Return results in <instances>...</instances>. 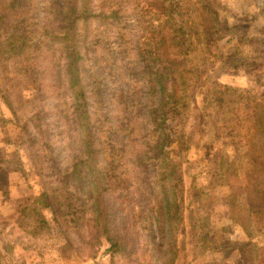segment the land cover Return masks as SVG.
<instances>
[{
	"label": "rangeland",
	"instance_id": "rangeland-1",
	"mask_svg": "<svg viewBox=\"0 0 264 264\" xmlns=\"http://www.w3.org/2000/svg\"><path fill=\"white\" fill-rule=\"evenodd\" d=\"M203 1L217 13L206 41L191 51L193 36L179 33L172 38L178 47H168L184 61L185 84H197L185 89L184 105L163 109L159 127L171 162L161 166L149 144L157 134L150 112L161 117L160 100L148 88L159 72L163 18L150 0H91L89 10L61 0H0L8 146L0 152V264H162L156 213L163 176L181 218L174 264L264 260V218L251 217L248 229L231 226L220 176V157L240 150L238 118L250 97H259V110L264 104V0ZM196 17L187 16L195 37L202 32ZM70 35L74 51L62 44ZM67 52L75 57L70 69ZM77 68L90 74L82 93L69 81L80 76ZM171 78L180 84L176 72ZM9 171L16 189H6ZM249 179L242 172L241 183ZM99 216L106 236L120 240L115 250L96 230Z\"/></svg>",
	"mask_w": 264,
	"mask_h": 264
},
{
	"label": "trees",
	"instance_id": "trees-1",
	"mask_svg": "<svg viewBox=\"0 0 264 264\" xmlns=\"http://www.w3.org/2000/svg\"><path fill=\"white\" fill-rule=\"evenodd\" d=\"M11 1V0H10ZM13 2L18 0H12ZM23 1V0H19ZM26 1V0H25ZM91 0H61L64 8L67 9L74 4L77 7H85L89 10ZM150 0V8L155 10L158 14H161L163 20L160 21L161 33L157 40L159 45L157 60L159 62V72L155 71L152 75L153 84L148 88L151 93H156L158 99L160 100V111L158 114L161 116L156 117L152 112H150L153 119H155L157 134L155 140H150L152 151V159L159 160L161 166H165L166 163L171 162L168 158V153L164 150L165 146V135L161 127V122L164 123L163 111L165 105H184L186 103L184 97L188 93L185 89L190 88V91L194 90L197 84V80L191 85H186L185 80L182 79L181 75L185 73L184 61L176 56L174 51L170 54L168 52V47H178V44H174L172 38L177 39L179 33L180 38H185L186 35L193 36V43L189 47L191 51L197 52V45H201L200 40L206 41V33L208 30L212 29L217 24V13L209 10L207 5H203V0ZM70 2V3H69ZM84 10V8H83ZM176 13V17L173 14ZM196 13L197 26L202 32L201 35L197 34V37L192 35V29L190 22L187 18L189 14ZM109 14H114L112 10H109ZM73 22L67 16L64 20L65 24L68 26ZM63 35H68L66 28L62 30ZM194 34V33H193ZM200 37V38H198ZM69 45H65V44ZM73 43V44H71ZM66 49L74 51L75 44L73 42V37L70 35L64 39ZM200 49H203L200 47ZM75 53V52H74ZM190 53V51H189ZM172 56H169V55ZM73 54L68 53L66 55V65L70 69V65L73 63ZM71 63V64H70ZM80 76L76 74L69 81L71 84L78 89L77 91H82L83 82L90 78V74ZM72 71V70H71ZM70 72V71H69ZM177 73V78H181L180 84L175 83L171 76ZM72 73V72H70ZM189 76L192 73H188ZM185 77V76H184ZM198 76L196 75V79ZM169 83V84H166ZM226 88V87H225ZM82 93V92H79ZM74 95H77L75 92ZM197 96L196 93L191 94V98L194 99ZM251 101H249V107L243 111V117L238 118V123L242 131L240 138V150L234 157H229L228 155H222L220 158V176L223 179L225 186L227 188V193L222 199V206L225 209L227 221L231 226L238 227L239 229H248L250 226L249 219L253 216H259L264 218V104L262 105V110H259V104L257 100L259 97L252 95ZM157 113V111H156ZM148 120H151L150 116ZM148 144V145H149ZM145 154H148L147 150ZM175 166L171 164L168 168L166 175H171L174 172ZM242 172H248L250 174V179L248 184L245 186L241 183L240 175ZM163 180L160 182V193H161V203H158L159 212L157 215V229L158 233L165 240L164 244V256L162 258V264H174L177 258V246L175 242L176 232L178 230L177 225L180 221L179 212L177 204H175L173 185L168 182L165 184L164 176ZM168 185V186H165ZM97 204L100 203L101 199L97 198ZM102 216V215H101ZM97 232L107 239L109 243V249L115 250L120 244L118 237L108 238L107 230L104 228V221L100 222L99 216ZM107 237V238H106ZM264 264V260L260 263Z\"/></svg>",
	"mask_w": 264,
	"mask_h": 264
},
{
	"label": "crops",
	"instance_id": "crops-1",
	"mask_svg": "<svg viewBox=\"0 0 264 264\" xmlns=\"http://www.w3.org/2000/svg\"><path fill=\"white\" fill-rule=\"evenodd\" d=\"M3 117V116H2ZM1 116H0V152L2 153V152H5V151H7V148H8V146L7 147H4V149H3V146H5V143H3V141H2V138H3V133H2V128H1V118H2ZM5 117V116H4ZM0 158H2V154H1V156H0ZM5 160L4 159H2V162H4ZM2 166V163H0V167ZM1 171V170H0ZM10 172V171H9ZM7 173L6 175H4L5 176V183H6V189L8 188L9 190H12L13 188H15L14 186H13V184L14 183H12V180H14L15 178H16V176L15 175H11V173H12V171L10 172V173ZM16 189V188H15ZM2 190H0V195L2 194V192H1ZM2 205V203H0V206Z\"/></svg>",
	"mask_w": 264,
	"mask_h": 264
}]
</instances>
